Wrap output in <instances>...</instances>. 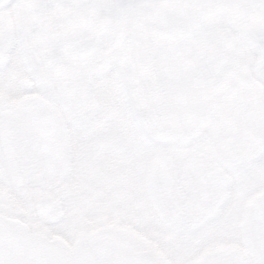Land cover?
<instances>
[{
	"label": "flooded vegetation",
	"instance_id": "flooded-vegetation-1",
	"mask_svg": "<svg viewBox=\"0 0 264 264\" xmlns=\"http://www.w3.org/2000/svg\"><path fill=\"white\" fill-rule=\"evenodd\" d=\"M4 65L14 77L0 93L13 108L9 153L14 172L24 178L18 186L0 181V214L18 216L31 233L54 244L84 246L101 264L105 257L118 256L121 248L134 250L123 243L117 223L123 199L139 188L134 181L135 161L128 145L106 139L107 128L98 130L100 148L82 156L72 175L59 146L55 161L47 159L39 148V125L55 124L53 113L40 111L51 82L84 79L101 88L112 85L125 122L136 126L142 121V101L155 103L161 94L170 95L181 80L194 79L201 97L219 102L218 146L245 147L229 137L242 135L264 112V19L258 0H0V67ZM105 96L111 98V89L105 88ZM30 118L37 122L31 129ZM213 158L211 148L199 158L200 185L187 183L180 173L175 189L178 202L188 195L199 197L204 184L221 187L224 177L213 166ZM38 175L52 179L33 181ZM45 186L65 203L59 205L45 195L50 211L39 217L35 201ZM139 189L152 194L150 184ZM10 194L18 210L9 209ZM257 198L258 194L249 195L247 206L251 208ZM209 203V198H199L186 214L205 211ZM83 205L100 221L83 225L70 219L60 230L70 228L73 235L75 230L84 231V236L65 244L62 233L47 220L52 221L55 212L61 214L59 208L73 218ZM162 217L170 223L166 214ZM132 221L129 217L127 222ZM170 230L173 240L162 235L159 244L162 257L153 251L158 264H173V254L185 239L175 227ZM219 246L244 252L242 241L234 240L216 243L194 259Z\"/></svg>",
	"mask_w": 264,
	"mask_h": 264
},
{
	"label": "snow or ice",
	"instance_id": "snow-or-ice-1",
	"mask_svg": "<svg viewBox=\"0 0 264 264\" xmlns=\"http://www.w3.org/2000/svg\"><path fill=\"white\" fill-rule=\"evenodd\" d=\"M13 78L8 65L0 67V93ZM48 87L50 95L40 111L53 113L55 124L52 128L39 125L41 152L54 162L59 146L72 175L82 156L94 154L100 148L99 129L109 130L106 139L128 145L136 165V185L143 189L150 184L152 189V194L144 198L145 221L161 230L175 227L185 237L173 254V264H264V112L242 135L229 137L245 145L233 148L230 144H215L222 124L220 105L210 97H201L194 79L181 80L170 95L161 94L155 103L142 101V121L136 126L125 122L123 108L115 104L112 85L105 86L111 89V98L105 96V88L84 79L75 83L53 81ZM12 114L11 102L0 95V181L20 183L24 175L13 171L9 153ZM36 123L30 118L27 127L31 129ZM210 148L213 166L224 177L223 184L219 189L204 184L199 197L188 195L178 202L175 189L181 180L180 173L187 177V183L200 185L199 158ZM38 179L48 182L52 177L41 175ZM253 193L258 198L249 208L247 198ZM203 197L209 198L208 208L189 217L185 210L197 206L198 199ZM163 214L170 223L161 221ZM51 227L59 230V222ZM13 236L20 240L23 233H12L0 224V264H95L85 258L82 249L73 247L37 245L34 250H17L12 254L6 245ZM234 240L242 241L243 254L219 248L194 259L218 242ZM104 264L154 262L147 256L124 253L108 257Z\"/></svg>",
	"mask_w": 264,
	"mask_h": 264
},
{
	"label": "rangeland",
	"instance_id": "rangeland-1",
	"mask_svg": "<svg viewBox=\"0 0 264 264\" xmlns=\"http://www.w3.org/2000/svg\"><path fill=\"white\" fill-rule=\"evenodd\" d=\"M42 194L48 195V196H52L53 201L57 202L58 204L60 202L65 203V200L60 198V195H56L55 197L53 196L51 189L49 188V186H45L44 188L41 189ZM130 192V191H128ZM12 193V192H11ZM128 194V193H127ZM131 194V198L128 195L126 198L123 199L122 202V209H121V215L122 218H120L119 222L117 223L118 225V229H119V233L122 236V241L123 243L125 242V244H127L128 246H131L130 248L132 249H141V248H150L152 245V240L154 242H158V245H161V240L162 235L163 236H167V240L169 239L170 241L173 240L174 236H168L170 235V228L167 229H159L157 227H153L151 224H149L148 222L145 221L144 219V198H145V194L144 192H142L139 188L137 189V192L132 191L130 192ZM136 195V196H135ZM10 200V204L9 209L11 211L14 210H18L19 204L16 200H12L11 196L9 198ZM8 200V201H9ZM60 205V204H59ZM7 206V207H8ZM87 208H84V205L81 206V208L77 209L76 214L72 215L73 218H70L66 213H63L60 208L58 209L59 212H61V214H56L53 213L52 214V218L53 220H47L51 226L53 223L55 222H59V233L62 235L63 238L61 239H65L64 243H68L71 240H75L78 238H83V233L82 232H78L75 230L77 235H73V233H69L70 228H64L63 230H60L61 228H63L67 223H69L70 219H72V221H74L75 223H81L83 225H85V223H98L100 221V217L99 215H94V216H90L87 213ZM96 212H98V209L95 210ZM29 217V216H27ZM134 218V221L127 222L128 218ZM166 223V222H164ZM46 224L48 223H43L41 225V227H43V229L46 228ZM71 237V240H70ZM69 239V240H68ZM181 241H178L176 246L174 247V249L176 250V248L178 247V245L180 244ZM220 243V242H218ZM218 248H224L219 246ZM157 253H159L160 257H162V251L159 248V246L154 249ZM110 257V256H108ZM105 257L103 260V264L105 262V260L108 258Z\"/></svg>",
	"mask_w": 264,
	"mask_h": 264
},
{
	"label": "water",
	"instance_id": "water-1",
	"mask_svg": "<svg viewBox=\"0 0 264 264\" xmlns=\"http://www.w3.org/2000/svg\"><path fill=\"white\" fill-rule=\"evenodd\" d=\"M262 2H263V6H264V0H262ZM2 225L6 229H8V228L14 229V230L8 229L12 233L21 232L25 236V237L23 236L20 240H16L14 236L8 239V243H7L6 247L11 249L12 254H14L17 250H29V249L34 250L37 245L46 246L45 243L39 241L38 239L31 237V236H28L26 234V232L24 233V231L22 229H20V226L18 224L12 223V221H6ZM135 254L139 255V256H147V257L152 259L151 255L147 252H137ZM85 258L88 259L89 261H92V258L90 256H85Z\"/></svg>",
	"mask_w": 264,
	"mask_h": 264
}]
</instances>
